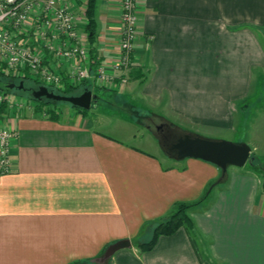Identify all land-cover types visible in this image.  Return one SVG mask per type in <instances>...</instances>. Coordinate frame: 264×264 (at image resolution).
<instances>
[{"label":"crops","instance_id":"crops-1","mask_svg":"<svg viewBox=\"0 0 264 264\" xmlns=\"http://www.w3.org/2000/svg\"><path fill=\"white\" fill-rule=\"evenodd\" d=\"M120 4L98 0L100 61L117 57ZM72 6L89 44L86 1ZM137 12L133 71L110 90L137 88L149 113L188 131L180 121L237 132L247 109L264 106V0H138ZM30 111L6 119L15 136L12 169L0 173V264H70L121 239L131 246L96 264H264V173L229 167L221 179L210 162L169 156L168 164L108 135L87 112ZM212 182L210 199L191 211L194 234L181 227L140 250L150 224Z\"/></svg>","mask_w":264,"mask_h":264},{"label":"built area","instance_id":"built-area-1","mask_svg":"<svg viewBox=\"0 0 264 264\" xmlns=\"http://www.w3.org/2000/svg\"><path fill=\"white\" fill-rule=\"evenodd\" d=\"M137 5L138 0H121L117 57L94 63L90 45L78 29L72 0H0V76L30 75L42 85L57 89L66 79L59 68L65 67L63 73L69 77L78 70L79 78L91 77L94 83L108 88L123 87L134 68L139 35ZM26 104L21 97L15 100L11 93L0 91V173L12 169L10 148L15 131L6 123L7 114L13 109L20 111ZM29 109H34L32 104Z\"/></svg>","mask_w":264,"mask_h":264},{"label":"rangeland","instance_id":"rangeland-1","mask_svg":"<svg viewBox=\"0 0 264 264\" xmlns=\"http://www.w3.org/2000/svg\"><path fill=\"white\" fill-rule=\"evenodd\" d=\"M75 73L78 74V70H76ZM62 74L66 76V79L64 80V86L67 85L66 87H74L79 91L82 89L84 90V88L87 86H91L94 90V93L100 97L97 104L93 103L91 108L86 110L88 114L93 116L98 129L107 133L108 135L116 137L117 139L126 141L127 143H130L132 145L151 151L163 161L168 162V164L173 163V159L168 157L174 155V152L170 151L165 143L161 141L160 133L157 130V125L166 124L168 126H171V122L152 113L146 114V112H148L149 110L147 104H145L146 106H144L143 101L139 100L137 88H130L133 82L128 85L130 88V92L127 91L124 94H120L119 92L110 90L118 89L117 85L112 86V88L109 87V89L108 87H104L102 85L94 83L93 80H91V77L79 78L77 77V74H72V79V76L69 77L67 72L66 74L62 72ZM23 80L26 83V87H39L38 83L34 80V77L30 75H14L12 77L1 75L0 91H8V89H10L8 86L9 84L19 85ZM8 92L12 94L13 99L16 100L21 97L28 102V104H26V107L21 109L22 112L27 111L31 113L29 104H32L33 107L36 106V101L29 98L31 94L27 90L21 92L16 89H10V91ZM262 94L264 96V92H262ZM132 107H136L140 110L139 117L137 116L138 113L133 112ZM258 107L253 106L245 111L243 123L240 126L239 131L237 132L215 128H206L205 126L196 128L192 126L189 127L182 121H180L183 125L182 127L191 129L190 131L192 132L183 130L175 125L173 126V132L175 134V137H180L185 133H190L193 135H199L215 140H228L235 143H248L252 148L251 156L253 157V159L248 161L243 167L230 166V168L235 167L239 170L246 167L264 173V106L260 108ZM45 109L54 110V113L57 116H70L75 114L76 112H79L78 108L72 107L69 104L62 102L58 103L57 105L53 103L46 104ZM13 111L18 110L13 109ZM159 111L163 112L162 109H159ZM2 113L6 112L4 111ZM44 113L48 114V112ZM248 119H251V121L249 123V129L247 130V126H245V124ZM158 222L159 221H156L148 226L149 229H151L150 237H152L153 229L158 224ZM148 237L149 236H147L146 240H143V242L148 241L150 239V237ZM202 254L206 256L207 253H205L204 250Z\"/></svg>","mask_w":264,"mask_h":264},{"label":"water","instance_id":"water-1","mask_svg":"<svg viewBox=\"0 0 264 264\" xmlns=\"http://www.w3.org/2000/svg\"><path fill=\"white\" fill-rule=\"evenodd\" d=\"M24 88V82L19 85L11 84L10 88ZM31 97L35 100L44 98L67 102L75 107H80L85 110L91 108L92 104L99 102L97 94L93 90L86 89L78 95H62L58 94L45 85H40L38 88H31ZM172 155L178 160L185 158H198L210 162L218 166L221 170V179L226 177L230 166L243 167L248 161L252 160V148L248 143H235L228 140H215L205 138L199 135L185 133L172 145ZM131 240L121 239L109 245L103 257L99 258L98 262H105L113 256L118 250L131 246Z\"/></svg>","mask_w":264,"mask_h":264},{"label":"trees","instance_id":"trees-1","mask_svg":"<svg viewBox=\"0 0 264 264\" xmlns=\"http://www.w3.org/2000/svg\"><path fill=\"white\" fill-rule=\"evenodd\" d=\"M97 3H98V0H86V9H85V15H86L87 20H88L87 25H86V31H87V35H88L87 39H88L89 45H90V55H91V58L94 60V63H97L100 61V59L98 58V56L96 54V48L94 46L95 36H96V26H97V20H96ZM133 73H136V72L134 71ZM6 76L12 77L14 75L9 74ZM34 80L38 83L39 86L42 85L36 78H34ZM23 82H24V88L23 89H19L18 87H15L14 89L21 91V92H23L25 90L30 92L29 91L30 87H26V83L24 80H23ZM10 85L11 84L8 85L9 88H10ZM66 86H64V84H63L62 88H57V89L56 88H50V90H52L58 94H62V95H78V94H81L86 89L93 90V88L91 86H89V87L87 86L84 88V90L82 89L80 91L78 89L76 90L74 87L71 88V87H66ZM10 89H8V91H10ZM93 92H94V90H93ZM29 98L36 101V106L34 107L36 112H48V114L51 117L57 116L54 113V110L45 109V107H46V104H52L53 103V104L57 105L58 103H60L59 101H54V100H50L47 98H44L42 100H35L31 97V95ZM97 98H98V100L100 99L99 96H97ZM62 103L69 104L67 102H62ZM69 105L72 106L71 104H69ZM72 107H75V106H72ZM75 108H78L79 111H81V112H85V113L87 112L83 108H80V107H75ZM132 108H133V112L138 113L137 116L139 117L140 110L136 107H132ZM2 109H3V107L1 108V110ZM147 113L149 114V112H146V114ZM214 186H215V182H212L210 184L209 188L202 195V197L200 199H198L197 201H194V202H184V201L175 202L173 204L172 212L169 215L158 220L159 221L158 224L153 229L152 237L148 241H144V242L142 241V242L137 243L140 250L141 251H149V250L153 249L154 246L156 245L158 239L161 236L172 235L176 231H178L181 227H184L185 229H187L189 234H191V235L194 234L197 231V226H196V222H195L194 218L191 216V211L196 206H198V205L206 202L208 199H210ZM109 245L106 248H104V250L101 252L100 255H98L94 258H87V259H82V260L80 259V260H76L70 264H96V263H100L97 260L104 256Z\"/></svg>","mask_w":264,"mask_h":264},{"label":"flooded vegetation","instance_id":"flooded-vegetation-1","mask_svg":"<svg viewBox=\"0 0 264 264\" xmlns=\"http://www.w3.org/2000/svg\"><path fill=\"white\" fill-rule=\"evenodd\" d=\"M30 89H31V87H30ZM157 130L160 133L161 141L165 143V145L168 147V149L170 151H172L171 150L172 145L179 138V137H175V134L173 132V127L168 126L166 124H162V125H157Z\"/></svg>","mask_w":264,"mask_h":264}]
</instances>
